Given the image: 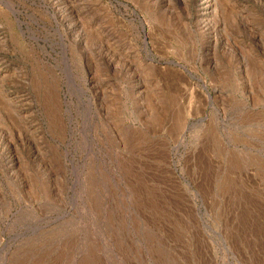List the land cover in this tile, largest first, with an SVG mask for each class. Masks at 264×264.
<instances>
[{
    "label": "rangeland",
    "instance_id": "obj_1",
    "mask_svg": "<svg viewBox=\"0 0 264 264\" xmlns=\"http://www.w3.org/2000/svg\"><path fill=\"white\" fill-rule=\"evenodd\" d=\"M0 264H264V0H0Z\"/></svg>",
    "mask_w": 264,
    "mask_h": 264
},
{
    "label": "bare ground",
    "instance_id": "obj_2",
    "mask_svg": "<svg viewBox=\"0 0 264 264\" xmlns=\"http://www.w3.org/2000/svg\"><path fill=\"white\" fill-rule=\"evenodd\" d=\"M62 49V48H61Z\"/></svg>",
    "mask_w": 264,
    "mask_h": 264
}]
</instances>
